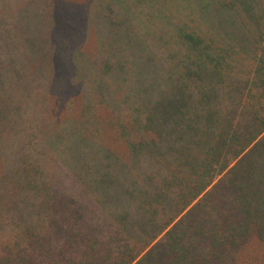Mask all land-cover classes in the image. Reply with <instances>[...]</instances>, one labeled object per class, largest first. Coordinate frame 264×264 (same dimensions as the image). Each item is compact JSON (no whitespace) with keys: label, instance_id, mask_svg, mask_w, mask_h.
<instances>
[{"label":"trees","instance_id":"16d2710c","mask_svg":"<svg viewBox=\"0 0 264 264\" xmlns=\"http://www.w3.org/2000/svg\"><path fill=\"white\" fill-rule=\"evenodd\" d=\"M132 5L113 24L125 26V45L141 13L140 1ZM170 5L178 15L172 21L160 4L153 7V34L166 36L156 48L167 52L170 90L135 125L118 126L152 170L146 189L126 192L149 223L146 238L129 212L98 238L84 233L81 214L57 205L66 215L42 228L23 221L8 233L0 227V264H264V0ZM43 61L37 80L47 74ZM9 82L0 107L18 118L31 90Z\"/></svg>","mask_w":264,"mask_h":264},{"label":"rangeland","instance_id":"374dc122","mask_svg":"<svg viewBox=\"0 0 264 264\" xmlns=\"http://www.w3.org/2000/svg\"><path fill=\"white\" fill-rule=\"evenodd\" d=\"M132 1L0 0V92L12 78L31 90L18 118L9 119L7 107H0L4 233L21 221L42 228L53 217L63 218L69 207L81 214L84 233L93 231L86 234L103 238L105 226L129 212L130 221L140 220L143 226L136 227L137 235L146 238L149 223L141 217L139 202L126 192L146 189L152 170L131 150L118 126L135 125L141 111L170 90V61L163 57L164 49L156 48L166 44V36L153 34V7L161 5L166 21L178 15L172 0H138L139 21L125 45V26L114 25L133 9ZM45 58L47 74L37 80ZM102 180L114 181L116 187L96 186ZM57 205L67 209L59 213Z\"/></svg>","mask_w":264,"mask_h":264}]
</instances>
